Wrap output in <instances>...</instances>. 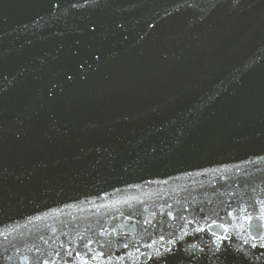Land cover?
I'll return each mask as SVG.
<instances>
[{"label": "water", "instance_id": "1", "mask_svg": "<svg viewBox=\"0 0 264 264\" xmlns=\"http://www.w3.org/2000/svg\"><path fill=\"white\" fill-rule=\"evenodd\" d=\"M0 264H264V0H0Z\"/></svg>", "mask_w": 264, "mask_h": 264}]
</instances>
